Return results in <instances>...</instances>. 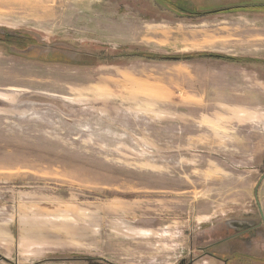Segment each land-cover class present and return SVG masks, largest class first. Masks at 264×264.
Segmentation results:
<instances>
[{
  "label": "rangeland",
  "instance_id": "1",
  "mask_svg": "<svg viewBox=\"0 0 264 264\" xmlns=\"http://www.w3.org/2000/svg\"><path fill=\"white\" fill-rule=\"evenodd\" d=\"M221 7L264 0H0V264H264V226L224 242L264 218V112L185 66L246 60L200 46L241 43Z\"/></svg>",
  "mask_w": 264,
  "mask_h": 264
},
{
  "label": "crops",
  "instance_id": "2",
  "mask_svg": "<svg viewBox=\"0 0 264 264\" xmlns=\"http://www.w3.org/2000/svg\"><path fill=\"white\" fill-rule=\"evenodd\" d=\"M224 15V19H221L218 23L202 22L199 27H220L222 32L224 30H229V28L232 27L233 30L240 33L241 43L234 42L233 44H229L226 41L221 42L219 39L220 37H218L216 41L215 36L207 35L206 40L202 36L200 37V41H204L200 43V46L205 48H220V52L226 54H230V52L224 51L226 49L228 50V48H241V50H239L240 55L242 58L246 59L241 63L242 66L238 63L210 61L214 59H207L206 61H203V59L191 61L185 66L189 68L188 73L192 75L191 79L193 84L196 83V85L198 81V77L195 74L196 70H205L213 65H220L226 68H235L236 66L243 67L242 69L244 70V75L242 79L241 91L237 92L233 89H228L225 94L250 97L251 102L255 104V108H250L248 110L255 111L258 109L264 112V11H259V13L243 12L241 14L224 13ZM211 51L215 52L213 49ZM239 51L237 50V52ZM203 94L205 95V93ZM230 158H242V156H230Z\"/></svg>",
  "mask_w": 264,
  "mask_h": 264
},
{
  "label": "flooded vegetation",
  "instance_id": "3",
  "mask_svg": "<svg viewBox=\"0 0 264 264\" xmlns=\"http://www.w3.org/2000/svg\"><path fill=\"white\" fill-rule=\"evenodd\" d=\"M231 8H234V7H221V8H218V9H213V10H210V11H207L205 13H213V12H216V11H221V10H225V9H231ZM222 13H230V12H222ZM15 35V34H13ZM0 42H3L4 41H0ZM9 43L6 44V46H8ZM232 227V229L235 230V233L226 238L224 240V242H230V241H233V240H239V242H242V244L248 249H251L250 247H252V243H251V239H254V237L256 238L257 236L259 235H263V231H261V227L264 226V218L262 217V222L261 224L259 223H252V222H249V226L247 227V229H244L245 225H242V224H237V223H229ZM244 253V252H243ZM234 258L237 259V263L239 264H248V261L246 259H241L238 257V252L237 253H233ZM224 264H232V261H228V259H225L224 261ZM194 263V260H191V261H186L185 264H193Z\"/></svg>",
  "mask_w": 264,
  "mask_h": 264
},
{
  "label": "trees",
  "instance_id": "4",
  "mask_svg": "<svg viewBox=\"0 0 264 264\" xmlns=\"http://www.w3.org/2000/svg\"><path fill=\"white\" fill-rule=\"evenodd\" d=\"M256 9V7H253ZM261 9V8H259ZM239 10H246V8L243 7H234L231 9H225V10H221V11H216V13H222V12H235V11H239ZM215 13V12H213ZM205 14H209V13H205ZM211 14V13H210ZM142 58H147L150 60H166V61H179L181 60L180 57H160L157 55H150V54H145L142 55ZM193 60V59H216V60H222V61H226V62H230V63H242L239 59H235V58H231V57H225V56H220V55H196V56H192V57H185V60ZM86 260H90L93 261L94 259H87L84 258Z\"/></svg>",
  "mask_w": 264,
  "mask_h": 264
},
{
  "label": "water",
  "instance_id": "5",
  "mask_svg": "<svg viewBox=\"0 0 264 264\" xmlns=\"http://www.w3.org/2000/svg\"><path fill=\"white\" fill-rule=\"evenodd\" d=\"M228 223H237V224H242V225H245L244 229H247V227L249 226V222L247 221H231V222H228ZM186 261L183 260L180 264H185Z\"/></svg>",
  "mask_w": 264,
  "mask_h": 264
}]
</instances>
